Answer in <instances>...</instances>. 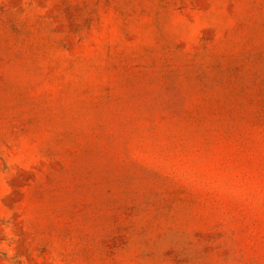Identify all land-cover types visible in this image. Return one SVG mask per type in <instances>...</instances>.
<instances>
[{
  "label": "rangeland",
  "instance_id": "374dc122",
  "mask_svg": "<svg viewBox=\"0 0 264 264\" xmlns=\"http://www.w3.org/2000/svg\"><path fill=\"white\" fill-rule=\"evenodd\" d=\"M0 264H264V0H0Z\"/></svg>",
  "mask_w": 264,
  "mask_h": 264
}]
</instances>
